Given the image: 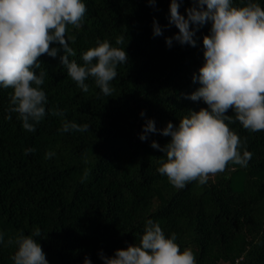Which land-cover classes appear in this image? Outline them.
<instances>
[{
    "label": "trees",
    "instance_id": "obj_1",
    "mask_svg": "<svg viewBox=\"0 0 264 264\" xmlns=\"http://www.w3.org/2000/svg\"><path fill=\"white\" fill-rule=\"evenodd\" d=\"M86 13L79 29L68 26L69 60L83 64L82 54L107 40L123 48L127 64L118 65L105 97L89 78L83 92L55 58L38 59L45 71L41 85L46 109L64 115L45 118L34 132L22 127L18 114L6 119L11 89L0 87V264H13L16 248L7 239L39 229L36 237L48 264H103L99 254L139 244L146 220L159 223L165 236L176 234L181 251H193L197 264H264V131L251 132L237 121L229 127L252 153L246 167L229 164L207 183L174 187L157 172L170 137L149 133L139 139L151 119L157 129L174 126L188 110L207 108L190 95L201 85L193 82L204 64L202 37L210 24L196 32V47L165 37L178 32L168 22L170 0H81ZM264 8V0H254ZM242 6L244 0H233ZM191 6L184 0L179 11ZM162 35H153V20ZM123 35L127 43L117 45ZM128 39V40H127ZM59 47L58 44L51 45ZM144 112V116L140 115ZM226 115H233L230 109ZM89 125L86 132H62L63 121ZM35 151L25 155V150ZM55 155L45 159L46 152ZM87 171V178L84 173Z\"/></svg>",
    "mask_w": 264,
    "mask_h": 264
},
{
    "label": "clouds",
    "instance_id": "obj_2",
    "mask_svg": "<svg viewBox=\"0 0 264 264\" xmlns=\"http://www.w3.org/2000/svg\"><path fill=\"white\" fill-rule=\"evenodd\" d=\"M147 2L154 7L156 0ZM183 2H169L168 22L178 32L165 37V44L171 47L175 41L196 47V32L210 24L209 34L202 37L204 64L199 75L193 76V82L201 86L186 96L203 101L207 108L188 110L178 125L168 122L163 129H157L149 119L139 135L141 141L147 140L149 133L170 137L163 147L156 141L150 146L166 156L157 172L178 189L191 181L203 185L230 163L247 166L252 153L241 151V138L230 124L238 121L251 132L264 131V8L254 0H244L239 7L233 0H190L191 6L182 15L179 8ZM86 11L81 0H0V87L11 89L6 119L16 113L23 129L34 132L46 114L64 115L59 109H46L48 98L41 85L47 73L35 71L40 69L38 58L44 54L59 55L67 75L83 92H89L86 80L92 78L105 97H112L117 67L128 61L124 47L98 41L82 54L83 64L69 60L75 55L69 39L74 41L75 36L67 37L68 26L81 28ZM152 27L154 36L162 35L155 19ZM115 43L125 45L127 41L120 35ZM230 109L234 117L226 115ZM88 130L87 124L67 120L59 129L65 133ZM34 151L28 148L24 154ZM54 155L46 152L45 159ZM87 175L85 171L84 179ZM36 237L44 238L38 228L31 235L20 233L7 239V244L16 248L13 264H48ZM176 239L175 233L167 238L159 223L148 219L138 245L117 249L110 257L102 252L99 256L103 264H197L193 251H181ZM4 242L5 235L0 232V244ZM83 264H91L90 259L85 257Z\"/></svg>",
    "mask_w": 264,
    "mask_h": 264
}]
</instances>
